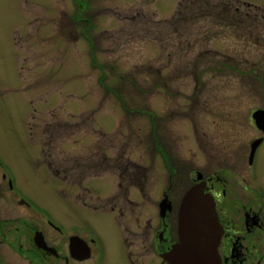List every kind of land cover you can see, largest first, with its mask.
Wrapping results in <instances>:
<instances>
[{"label":"rangeland","instance_id":"obj_1","mask_svg":"<svg viewBox=\"0 0 264 264\" xmlns=\"http://www.w3.org/2000/svg\"><path fill=\"white\" fill-rule=\"evenodd\" d=\"M246 1L264 9V0ZM178 2L91 0V9L80 10L73 0H54L56 9L51 0H0L3 168L16 192L55 220L89 227L102 264H122L124 228L116 221L130 214L111 211L124 202L121 178L148 182L151 194L170 181L184 196L190 177L201 175L196 171L210 177L222 167L224 143L230 151L244 141L238 131L230 134L232 124L244 119L241 134H253L245 122L254 93L241 74L254 46L237 41L231 21L205 40V9L179 19ZM84 17L98 24L94 31L85 30ZM74 31L78 41L70 39ZM256 178L264 185V152ZM141 196L132 197L135 215L149 203ZM11 197L0 190V209L23 215ZM110 198L106 210L98 209ZM5 260L17 261L9 253Z\"/></svg>","mask_w":264,"mask_h":264},{"label":"flooded vegetation","instance_id":"obj_2","mask_svg":"<svg viewBox=\"0 0 264 264\" xmlns=\"http://www.w3.org/2000/svg\"><path fill=\"white\" fill-rule=\"evenodd\" d=\"M90 1L73 0V8L91 9ZM163 3L159 5L160 9ZM176 5V9H205L200 12L206 25L205 40L212 42L214 39V26L229 27L231 21L239 30L237 41L254 46L252 64L241 74L242 80H247L254 93L256 107L245 122L253 134L250 135L248 130L241 134V129L246 130L244 119L232 124V127L240 125V130L231 127L230 134L235 135L238 131V135L245 136L244 141L236 143L230 151L229 148L226 150L228 144L221 143V156H224L220 160L222 167L210 177L196 171L195 174H201L200 179L191 176L192 184L187 190L201 185L203 192L210 196L209 201L216 214L219 241L216 255L209 256L206 264H264V185L256 182L259 155L264 152V9L246 0H179ZM51 6L56 9L54 0H51ZM214 17H219L220 21L214 22ZM73 19L76 20V16ZM83 20L87 23L85 30L94 31L98 26L90 18L84 17ZM74 33L75 36L71 34L70 39L78 41L80 36L76 31ZM248 57L242 54L239 61L248 65ZM0 169L1 193L12 195L13 206L17 205L24 213L12 217L13 214L0 209V264H102L100 240L89 227L82 229L78 224L64 226L52 217L45 206L28 201L22 193L16 192L13 177L3 168L1 160ZM62 184L64 187L69 185L66 180ZM146 185L148 182L121 178L119 186H125L124 202L117 208L116 203H112L113 198L109 202L105 199V203H99L98 209L106 210V204L111 202L112 212L117 211L121 216L130 214V219L123 221L117 220V215L113 217L117 225L124 228L120 246L123 250L122 264H176L170 260V253L180 241L178 213L184 193L179 196L174 192L175 187L170 181L168 186L164 183L156 185L157 194L145 192ZM129 187L132 188V191L128 189L130 197L125 192ZM138 192L142 193V201L149 203L143 206L141 214L138 210L135 215L136 211L130 207L136 204L132 197L134 195L138 199ZM147 207H150L151 213L146 215ZM7 253L14 255L17 261L7 263Z\"/></svg>","mask_w":264,"mask_h":264},{"label":"water","instance_id":"obj_3","mask_svg":"<svg viewBox=\"0 0 264 264\" xmlns=\"http://www.w3.org/2000/svg\"><path fill=\"white\" fill-rule=\"evenodd\" d=\"M199 177L198 175L197 180ZM209 199L210 196L203 192L201 185H194L183 196L178 213L180 241L174 245L170 253L172 262L206 264L209 256L216 255L219 228Z\"/></svg>","mask_w":264,"mask_h":264},{"label":"trees","instance_id":"obj_4","mask_svg":"<svg viewBox=\"0 0 264 264\" xmlns=\"http://www.w3.org/2000/svg\"><path fill=\"white\" fill-rule=\"evenodd\" d=\"M194 13V9H179V11L176 12L179 19H186L188 16L187 14Z\"/></svg>","mask_w":264,"mask_h":264}]
</instances>
